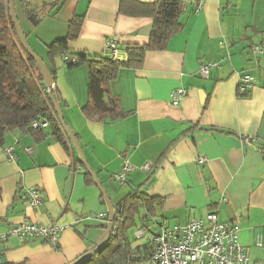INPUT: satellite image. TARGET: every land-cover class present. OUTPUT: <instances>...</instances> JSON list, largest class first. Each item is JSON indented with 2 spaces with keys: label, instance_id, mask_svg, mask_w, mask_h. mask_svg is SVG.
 <instances>
[{
  "label": "crops",
  "instance_id": "1",
  "mask_svg": "<svg viewBox=\"0 0 264 264\" xmlns=\"http://www.w3.org/2000/svg\"><path fill=\"white\" fill-rule=\"evenodd\" d=\"M179 1L183 29L166 49L148 51L140 69L122 68L111 83L127 113L121 119L88 120L82 110L89 98L88 67L69 69L63 58H56L64 122L114 206L133 190L146 189L160 202L152 228L158 231L215 211L220 221L238 225L240 242L252 263L264 264V54L254 50L264 47V0ZM120 2L27 0L25 6L34 9L33 20L37 18L29 43L47 62V45L65 37L69 21L78 14L84 20L79 37L70 43L73 51L111 57L108 45L116 40L118 59L125 60L129 44L149 41L150 35L141 32L152 19L120 13ZM209 63L218 66L202 77L200 67ZM244 74L251 75L253 83L246 95H240ZM179 87L188 92L174 104L170 94ZM65 133L70 149L51 134L37 140L18 131L8 133L0 145L4 264H72L106 236L108 205ZM200 157L207 161L199 164ZM125 163L134 169L121 184L112 177ZM145 163L151 170L143 168ZM87 172L93 182L87 181ZM29 188L43 194L44 202L36 209L23 199ZM26 220L62 225L58 246L8 234L13 225ZM140 227L138 220L126 230L132 247L157 235H151L149 227V233L137 239ZM259 234L262 246L256 244Z\"/></svg>",
  "mask_w": 264,
  "mask_h": 264
},
{
  "label": "trees",
  "instance_id": "2",
  "mask_svg": "<svg viewBox=\"0 0 264 264\" xmlns=\"http://www.w3.org/2000/svg\"><path fill=\"white\" fill-rule=\"evenodd\" d=\"M182 12L183 3L179 0H121L120 13L152 19L149 41L146 44H129L125 50V60L73 51L70 43L79 37L84 20V16L75 14L69 21L67 35L47 45L48 60L44 61L55 82L58 77L56 58H63L65 67L69 69L86 65L89 69V98L82 108L84 115L88 120L98 122L121 119L127 113L120 98L111 91L112 81L122 68L140 69L148 51L166 49L171 38L184 27ZM31 14L28 13L29 17ZM56 93L62 104L58 87L56 91L46 87L37 61L24 49L11 17L8 0H0V145L8 133L18 131L31 134L37 140L51 134L66 149L72 148L56 108ZM38 120H46L48 126L33 127L32 123ZM86 176L88 182L94 181L88 172ZM157 206H160L159 200L148 195L146 189L133 190L115 206L117 216L110 240L81 264H138L144 260L153 247L152 241L132 247L126 230L135 227L140 220V229L146 231L156 222ZM0 264L4 263L0 261Z\"/></svg>",
  "mask_w": 264,
  "mask_h": 264
},
{
  "label": "built area",
  "instance_id": "3",
  "mask_svg": "<svg viewBox=\"0 0 264 264\" xmlns=\"http://www.w3.org/2000/svg\"><path fill=\"white\" fill-rule=\"evenodd\" d=\"M201 5L202 3H199L198 10ZM108 49L111 58L118 59L119 49L116 40L109 43ZM254 50L259 54H264V47L255 46ZM217 66V63L201 65V76L209 77L211 70ZM252 83L253 77L244 74L239 81L240 91L247 92L252 87ZM187 92L188 90L184 87L174 89L170 94L173 103H180ZM32 125L35 128H46L48 122L38 120L34 121ZM7 150L12 153L13 148ZM27 150L31 151V148ZM206 161L205 157L198 159L199 164H204ZM143 168L151 170L152 167L149 163H145ZM133 169V165L125 163L121 171L115 173L112 178L124 184L127 181L128 173ZM23 199L32 209L40 207L44 202L43 194L37 188L27 189L23 194ZM63 230L64 227L55 222L43 225L26 220L13 225L8 234L17 236L24 241L43 240L56 248ZM135 236L137 239H142L146 234L144 230L139 229ZM6 237L7 235L2 236L3 239ZM151 241L153 247L150 253L138 264H253L246 247L240 242L238 225L233 222L220 221L215 211L210 212L204 219H193L184 224L164 226ZM256 244L263 245L260 234L257 236Z\"/></svg>",
  "mask_w": 264,
  "mask_h": 264
},
{
  "label": "water",
  "instance_id": "4",
  "mask_svg": "<svg viewBox=\"0 0 264 264\" xmlns=\"http://www.w3.org/2000/svg\"><path fill=\"white\" fill-rule=\"evenodd\" d=\"M9 2V6H10V10H11V17L13 22L15 23V26L17 28V32L20 38V41L24 47V49L37 61L39 68L41 70V73L44 77V82L45 85L48 89L50 90H54L56 91L57 87H56V82L52 76V73L47 65V63L44 61V59L39 56L34 49L32 48V46L30 45L27 36L18 20V15H17V11H16V6H15V0H8ZM36 17V14L33 13L31 15V19L32 21L35 23V20H33ZM151 29H152V25H149L144 31L141 32V34L143 35H147L149 36L151 33ZM55 104H56V108L59 114V118L64 126V129L66 130V132L69 134L70 138L72 139V142L74 144L75 149L77 150L80 159L83 161L84 165L86 166L87 170L93 175L97 185L100 187L104 198L106 200V203L108 205V210H109V221H108V226H107V231H106V236L103 239V241L97 245V247H95L94 249L86 252L85 254H83L82 256H80L78 259H76L72 264H81L84 261H86L87 259H89L90 257H92L93 255H95L97 252H99L101 250V248H103L107 242L110 240L114 228H115V218L117 216V209L114 206L113 202L111 201L108 193L106 192V190L103 188L102 184L100 183L96 173L92 170L91 166L88 164V162L86 161V158L84 156V153L82 151V148L80 146V143L78 142L77 138L75 137V135L72 133V131L66 126L65 122H64V116H63V112H62V107H61V103L60 100L58 98L57 93L55 94ZM1 262L4 263L5 260L3 257H1Z\"/></svg>",
  "mask_w": 264,
  "mask_h": 264
},
{
  "label": "rangeland",
  "instance_id": "5",
  "mask_svg": "<svg viewBox=\"0 0 264 264\" xmlns=\"http://www.w3.org/2000/svg\"><path fill=\"white\" fill-rule=\"evenodd\" d=\"M24 1H27V0H15V6H16V11H17V15H18V20H19V22H20V24H21V26H22V28H23L26 36H27V39H28V37L31 34L30 30L32 28V25H34V22L28 16V13L31 12L33 14L34 13V9H31L30 6L26 7ZM40 28H42V26ZM28 41H29V39H28ZM153 225L154 224H151L149 226L151 228V230H150L151 235L159 234L160 231H161L160 227H159V229H160L159 231H158V229L154 230V229H152ZM146 233L147 234L149 233V231H147V229H146Z\"/></svg>",
  "mask_w": 264,
  "mask_h": 264
}]
</instances>
